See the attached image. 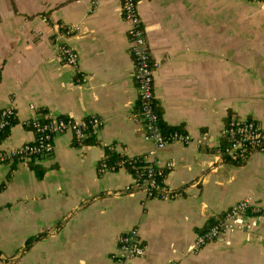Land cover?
I'll return each mask as SVG.
<instances>
[{"label": "crops", "instance_id": "crops-1", "mask_svg": "<svg viewBox=\"0 0 264 264\" xmlns=\"http://www.w3.org/2000/svg\"><path fill=\"white\" fill-rule=\"evenodd\" d=\"M92 1L0 0V110L17 113L0 148L34 142L35 117L102 121L87 140L55 137L50 156L0 164V264H119L120 238L134 229L146 253L127 264H264V154L242 165L222 154L230 118L264 129V6L139 0L162 131L191 139L159 153L176 165L165 179L173 195L159 199L128 190L136 180L128 167L102 170L108 150L144 159L153 145L135 118L122 5ZM63 27L78 31L65 37ZM63 44L77 52V67L60 59ZM244 200L254 209L244 230L195 251L197 237Z\"/></svg>", "mask_w": 264, "mask_h": 264}, {"label": "built area", "instance_id": "built-area-1", "mask_svg": "<svg viewBox=\"0 0 264 264\" xmlns=\"http://www.w3.org/2000/svg\"><path fill=\"white\" fill-rule=\"evenodd\" d=\"M104 0H93L98 5ZM122 5L123 17L128 25V36L131 43V53L135 60L134 80L139 92V105L135 114L136 122L145 129L144 139L153 145L144 159H128L130 168L137 172L136 180L132 188L144 191L149 198H171L173 191L165 185L168 171L173 170L174 163H162L158 155L170 143L190 142V136L173 132L165 135L160 125V117L156 112L154 74L155 66L151 61L146 35L142 20L139 15V0H114ZM253 4L263 5L264 0H249ZM49 24V20L45 19ZM62 36H73L78 29L76 27H63ZM58 54L62 61L70 66L77 67L79 57L70 46L63 44L59 47ZM14 106L0 110V142L2 133L6 131L16 119ZM42 121L35 117L29 122L30 128L35 132L36 139L19 147L7 150L0 148V164L7 165L16 161H25L50 156L54 152V138L67 133L73 134L78 141H84L91 135L97 134L102 121L96 117L86 120H72L68 118H54ZM223 137L229 142L224 148L223 154L232 156L237 152H251L264 154V129L255 120L234 119L223 128ZM107 168H102L104 171ZM141 169V170H140ZM252 201L244 200L219 218L212 227L202 232L195 242V251H200L209 243L217 240L228 232L243 231L242 217L253 209ZM121 259L119 264H127L128 261L145 256V247L139 237L137 229L123 235L119 241ZM169 264H179L171 262Z\"/></svg>", "mask_w": 264, "mask_h": 264}, {"label": "trees", "instance_id": "trees-1", "mask_svg": "<svg viewBox=\"0 0 264 264\" xmlns=\"http://www.w3.org/2000/svg\"><path fill=\"white\" fill-rule=\"evenodd\" d=\"M234 119H237V118H234V117L230 118L228 120V123H230ZM14 121L12 122V125L7 130H9L13 126ZM42 121H47V120L46 119H42ZM7 130L2 133V137H3V135H5L8 132ZM91 136L89 138H91ZM224 140H225V143H226L225 147H227L229 145V142H228V140L226 138H224ZM223 150H222V154L224 152ZM250 153L251 152H246V153L237 152V153H235L232 156L223 154L224 155L223 157H224V160L229 162V163H233V164H236V165H242V164H244V162L246 161V159H247V157L249 156ZM129 162H130V160H128L126 157H120L115 152H112V151L108 150L106 159L102 162L101 166H102V168H107L109 170H117V169L121 168L122 166H124V167H128V169H130L133 173H135V175H137V172H139V171H135L134 169L130 168V166L128 165ZM37 175H38V177H42L43 173L38 171ZM204 231H206V230H204ZM32 242H33V240L28 243V246H30L32 244Z\"/></svg>", "mask_w": 264, "mask_h": 264}]
</instances>
